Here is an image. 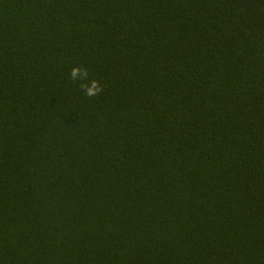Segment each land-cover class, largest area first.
<instances>
[{"label":"trees","instance_id":"16d2710c","mask_svg":"<svg viewBox=\"0 0 264 264\" xmlns=\"http://www.w3.org/2000/svg\"><path fill=\"white\" fill-rule=\"evenodd\" d=\"M0 264H264V0H0Z\"/></svg>","mask_w":264,"mask_h":264},{"label":"clouds","instance_id":"9594fccd","mask_svg":"<svg viewBox=\"0 0 264 264\" xmlns=\"http://www.w3.org/2000/svg\"><path fill=\"white\" fill-rule=\"evenodd\" d=\"M70 77L72 80H87L88 82L82 85L85 96L93 98L98 96L103 90V85L97 79H89V72L81 66H74L71 69Z\"/></svg>","mask_w":264,"mask_h":264}]
</instances>
